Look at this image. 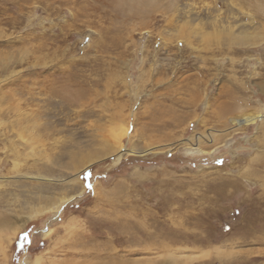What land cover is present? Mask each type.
Here are the masks:
<instances>
[{
  "label": "rangeland",
  "instance_id": "rangeland-1",
  "mask_svg": "<svg viewBox=\"0 0 264 264\" xmlns=\"http://www.w3.org/2000/svg\"><path fill=\"white\" fill-rule=\"evenodd\" d=\"M105 135L151 150L68 168ZM11 237L0 264H264V0H0Z\"/></svg>",
  "mask_w": 264,
  "mask_h": 264
},
{
  "label": "bare ground",
  "instance_id": "bare-ground-1",
  "mask_svg": "<svg viewBox=\"0 0 264 264\" xmlns=\"http://www.w3.org/2000/svg\"><path fill=\"white\" fill-rule=\"evenodd\" d=\"M110 138L111 137H108V135H107V137H106V135L103 137V139L100 141L101 142L100 146L102 148H99V150L97 148L94 149L95 148L94 147L95 143L93 141H91V140H85L83 142L75 143L76 145L73 146L74 148L73 149L71 148L67 152V154H68L67 156L69 157V159H71L72 162L74 160H76L79 164L78 163L74 164V165L72 164L71 166H69L66 163L65 164L69 166L68 168H72L74 170L75 169L76 170L77 169L82 170V168L87 166L89 163H92L95 160H99V159H102L104 157H107L109 155H115L119 159L121 156H123V155H125V154H127L129 152H133V151H137V152L138 151H144L145 152L146 150L147 151L151 150L150 147L146 148V149H143V150H140V149L138 150L135 146H132L131 148H126V147H123L121 145V142H122L121 141V137L114 136L111 139ZM85 151H87V152H85ZM200 151H202V150H200ZM65 164L63 163L62 165L65 166ZM80 170H79V172H80ZM73 176H74V174H73ZM69 179H71V178H69ZM76 179H77V177H76ZM77 183H78V181H77ZM78 186H80V185H78ZM76 187H77V184H76ZM83 188L84 187L80 188V190L76 191L75 193H73L71 195L59 198L57 201H54L53 199L47 197L46 192H49V189L47 191L42 190V192L40 193L41 196L39 198H40L41 201H43V200L45 202L48 201L49 204L42 205V209L41 210L35 211L30 216L33 217V216H35L37 214H40V213L44 214L46 212H53L56 216L59 215L61 213L63 207L65 206V204L67 202L73 200L76 196L80 195L82 193V191H83ZM13 239L14 238L11 237V238L5 239L4 242L1 241L0 242V252H2V250H4L6 247L9 246L13 242ZM40 262H41V257L37 256L35 260L30 261V262H26L25 260H23L21 262V264H41Z\"/></svg>",
  "mask_w": 264,
  "mask_h": 264
}]
</instances>
